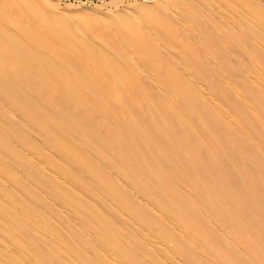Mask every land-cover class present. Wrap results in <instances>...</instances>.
Segmentation results:
<instances>
[{"label":"rangeland","instance_id":"rangeland-1","mask_svg":"<svg viewBox=\"0 0 264 264\" xmlns=\"http://www.w3.org/2000/svg\"><path fill=\"white\" fill-rule=\"evenodd\" d=\"M18 254L264 264V0H0V264Z\"/></svg>","mask_w":264,"mask_h":264},{"label":"bare ground","instance_id":"bare-ground-1","mask_svg":"<svg viewBox=\"0 0 264 264\" xmlns=\"http://www.w3.org/2000/svg\"><path fill=\"white\" fill-rule=\"evenodd\" d=\"M120 6V5H119ZM173 9V8H172ZM76 23V22H75ZM22 38V37H21ZM99 45V44H98ZM8 48V47H7ZM46 48V47H45ZM27 52V51H26ZM35 60V59H34ZM137 61V60H136ZM54 62V61H53ZM138 62V61H137ZM19 69V68H18ZM193 81V80H192ZM195 85V84H194ZM203 86V85H202ZM201 93V92H200ZM203 94V93H202ZM205 95L206 94H204V98H206V99H209L207 96L205 97ZM211 101V100H210ZM212 102V101H211ZM181 111V110H180ZM182 112V111H181ZM235 117V116H234ZM23 118V117H22ZM25 121V120H24ZM27 124H28V122H26ZM29 125H31V124H29ZM33 128V127H32ZM39 133V132H38ZM37 133V134H38ZM29 134V133H28ZM34 136V135H33ZM41 136V135H40ZM26 138V137H25ZM16 140V139H15ZM47 149V148H46ZM13 151V150H12ZM28 151V150H27ZM50 151V150H49ZM6 154V153H5ZM54 154V153H53ZM32 155V154H31ZM10 159V158H9ZM7 160V159H6ZM64 160V159H63ZM62 160V161H63ZM16 161V160H15ZM37 161V160H36ZM13 163H14V161H12ZM12 162H11V164H12ZM36 163V162H35ZM45 163V162H44ZM43 163V164H44ZM17 164V163H16ZM41 164V163H40ZM18 166V165H17ZM44 166V165H43ZM45 166H47V165H45ZM20 167H22V166H20ZM45 168V167H44ZM51 168H53V167H50V169ZM15 169V168H14ZM22 169V168H21ZM23 170V169H22ZM46 170H48V169H46ZM45 171V170H44ZM20 172V171H19ZM26 172H28V171H26ZM50 172H54V171H50ZM21 174H22V172H20ZM56 175V174H55ZM22 176H23V174H22ZM57 177H58V173H57ZM58 178H60V175H59V177ZM62 178V177H61ZM61 180V179H60ZM62 180H64V179H62ZM9 184V183H8ZM68 184V183H67ZM10 185V184H9ZM35 185V184H34ZM12 186V185H11ZM71 186V185H70ZM35 188V187H34ZM74 188V187H73ZM14 189H17V187L16 188H14ZM18 191H19V189H18ZM30 191V190H29ZM40 191V190H39ZM80 192V191H79ZM22 193V192H21ZM82 193V192H81ZM136 193V192H135ZM23 194V193H22ZM44 195H46L45 193H44ZM49 195V194H48ZM74 195V194H73ZM86 197V196H85ZM5 198H6V196H5ZM3 199V198H2ZM4 200V199H3ZM50 201H54V200H50ZM109 201V200H108ZM14 203V202H13ZM53 203H57L56 201L55 202H53ZM59 204V203H58ZM23 206H25V205H23ZM27 206V205H26ZM60 206V205H59ZM58 206V207H59ZM150 206H153V205H150ZM13 207H15V206H13ZM61 207V206H60ZM5 208V207H4ZM62 208V207H61ZM62 209H64V207L62 208ZM65 210V209H64ZM63 210V212H65ZM87 210V209H86ZM42 211V210H41ZM46 211V210H45ZM70 212V211H69ZM68 212V213H69ZM29 213V212H28ZM67 213V212H66ZM65 213V215H67L68 216V214H66ZM50 214V213H49ZM70 215V214H69ZM44 216V215H43ZM111 216V215H110ZM68 218L69 219H71L72 221H70V222H72V223H74V225H75V223H76V220H73L72 218H70L69 216H68ZM111 218V217H110ZM128 218H130V217H128ZM164 218V217H163ZM38 219V218H37ZM166 219V218H165ZM172 220V219H171ZM167 221H168V223H169V220L167 219ZM25 222V221H24ZM79 223H81V221H78ZM173 220H172V223H171V227H173L174 226V224H173ZM71 223V224H72ZM16 224V223H15ZM18 224V223H17ZM39 224V223H38ZM82 224V223H81ZM11 225V224H10ZM76 225H78V224H76ZM173 225V226H172ZM79 226V225H78ZM11 227H13V226H11ZM65 227V226H64ZM80 227V226H79ZM77 228V227H76ZM89 228V227H88ZM175 228H176V226H175ZM81 229H82V227H81ZM84 229H86V228H83V230ZM142 229V228H141ZM180 229V231H181V228H179ZM183 229V228H182ZM16 230V229H15ZM14 230V231H15ZM177 230V229H176ZM13 231V230H12ZM19 231V230H18ZM69 231V230H68ZM84 231H86V230H84ZM179 231V230H178ZM179 231V232H180ZM184 231V230H183ZM36 232V231H35ZM182 232V231H181ZM180 232V233H181ZM70 233V232H69ZM177 233V232H176ZM87 234V233H86ZM89 234V233H88ZM179 234V233H178ZM182 234H183V232H182ZM6 235V234H5ZM90 235V234H89ZM184 235V234H183ZM45 236V235H44ZM185 236V235H184ZM47 237V236H46ZM89 237H92V236H89ZM2 238V237H1ZM192 239V238H191ZM190 239V240H191ZM5 240V239H4ZM54 240V239H53ZM129 240V239H128ZM188 240V239H187ZM195 240V239H194ZM25 241V240H24ZM131 242V241H130ZM192 242V241H191ZM5 243H6V240H5ZM194 242H192V244H193ZM160 244H162V243H160ZM97 245V244H96ZM193 245H195V244H193ZM3 246V245H2ZM10 246H11V244H8V243H6L5 245H4V247H3V251H6V252H8V249H10ZM98 246V245H97ZM15 247V246H14ZM29 247V246H28ZM32 247V246H31ZM60 247V246H59ZM63 247V246H62ZM99 248H100V246H99ZM2 249V248H1ZM53 249V248H52ZM200 249V248H199ZM12 251H13V249H12ZM12 251H11V253H12ZM17 251V250H16ZM86 251V250H85ZM97 251H99V249L97 250ZM2 252V251H1ZM10 252V251H9ZM8 252V253H9ZM15 252V251H14ZM104 252V251H103ZM105 253V252H104ZM170 253V252H169ZM16 254V253H15ZM160 254V253H159ZM162 254V253H161ZM21 254H18L16 257H14V258H11L10 259V262L8 263V264H28V262L25 260V259H23L24 257H22V256H20ZM57 255V254H56ZM140 256V255H139ZM148 257V256H147ZM151 257V256H150ZM149 257V258H150ZM44 258V257H43ZM73 258H74V256H73ZM108 258H110V257H108ZM164 259V258H163ZM112 260V259H111ZM110 261V260H109ZM181 261V260H180ZM67 262V261H66ZM116 262V261H115ZM114 262V263H115ZM5 264V263H4ZM71 264H72V262H71Z\"/></svg>","mask_w":264,"mask_h":264}]
</instances>
